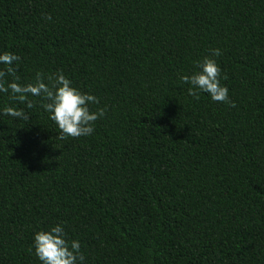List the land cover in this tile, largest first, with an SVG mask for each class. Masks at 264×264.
Returning <instances> with one entry per match:
<instances>
[{"label": "trees", "instance_id": "1", "mask_svg": "<svg viewBox=\"0 0 264 264\" xmlns=\"http://www.w3.org/2000/svg\"><path fill=\"white\" fill-rule=\"evenodd\" d=\"M4 52L6 81L62 72L105 115L59 140L42 97L0 93L28 115L0 114V264L56 224L83 264H264V0H0ZM205 57L234 107L188 95Z\"/></svg>", "mask_w": 264, "mask_h": 264}, {"label": "clouds", "instance_id": "2", "mask_svg": "<svg viewBox=\"0 0 264 264\" xmlns=\"http://www.w3.org/2000/svg\"><path fill=\"white\" fill-rule=\"evenodd\" d=\"M51 19V17H45ZM212 55H221L219 49H212ZM19 60V57L10 52L0 53V65L5 69L0 71V93H9L14 99L21 102L27 96L42 97L46 103L42 105L48 113V118L59 129L57 138L87 137L94 132V123L105 115V109L90 110V105L98 104L96 96L87 92H81L72 86L62 72L45 78L39 74L34 84L22 85L17 82L18 78L6 81V75L13 76L11 65ZM183 84L188 85V95L198 98L199 93H205L213 102L229 103L228 88L221 85V69L215 59L205 57L196 63V70L191 75L179 77ZM27 108L32 104L27 103ZM0 114L19 118L27 121L28 115L23 110L13 107H5ZM79 240L68 241L62 224L51 226L48 230L34 232L30 251L33 252L39 264H83L84 256L80 251Z\"/></svg>", "mask_w": 264, "mask_h": 264}]
</instances>
